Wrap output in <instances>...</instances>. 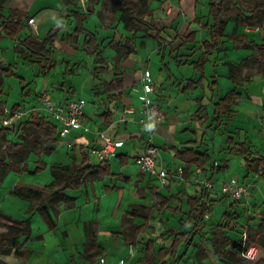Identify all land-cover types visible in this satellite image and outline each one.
<instances>
[{"label": "crops", "instance_id": "1", "mask_svg": "<svg viewBox=\"0 0 264 264\" xmlns=\"http://www.w3.org/2000/svg\"><path fill=\"white\" fill-rule=\"evenodd\" d=\"M36 1L5 0L4 2L5 14H9L12 10L25 12L30 15V21L33 20L34 23L33 25L30 24V21L25 23L27 28L21 33L18 40H11L7 37L2 38L0 42V62L6 67H14L13 63L16 58H18L17 60L20 59L16 48L20 40L26 35L33 34L38 39H43L53 27L61 25L63 26V31L55 41L56 53L60 51L67 55L66 57L72 58L76 48H78L76 44L83 43V41L86 43V38L83 39V36L72 35L75 29V21L70 17V13L74 10H79L81 13L87 15L88 21L92 20L96 26L100 21L102 28L97 27L96 33L90 32L85 26L89 33L96 35L97 40L113 36V30L104 27V24L107 20L109 21V15L114 14L118 19L116 24L122 35L130 37L131 33L134 36L142 33L146 37L144 41L150 43V45L144 47V45H140L141 40L138 39L136 41V48L134 47L131 53L123 59L122 68L125 79V91L122 96L108 97L105 94L103 96H96L99 101H102L100 103L102 112L100 116H97L96 111L87 113L85 108L84 117L81 120L83 125L81 129H73L68 134L61 135L62 126H59L49 116L43 103H40L38 98L37 104L34 103L31 106H28L24 99L23 102L17 100L19 97L15 99L11 97V100L6 103L5 109L8 114L17 111L23 113L18 127L22 123L31 121L34 116L45 117L54 124L56 127L54 135L56 145L51 144L49 146L47 144L45 147L51 150L50 155L52 157L50 160H54L55 163H62L61 165L79 164L82 162L84 156H87L90 165L97 166L101 163L98 152L107 140L122 142V146L117 149L116 154L107 162L111 168L112 176L105 177L102 180H88L87 184L82 188L68 191V196L76 198V206L73 209H67L64 205L59 208L55 229H51L43 219L45 225L48 226V230L44 234L35 236V230H33L31 225L32 236L29 242L24 245V255L21 258L25 260V264H101V260L103 259L107 264H119L121 261H125L127 264L128 258L131 257L129 247H133V245L128 244L124 239V234L129 233L132 227V225H129L132 222L130 221L128 224L125 221V217L137 205L148 208L154 205L160 206L153 194L155 189L162 196L169 199V205L162 208L161 211H154V219L151 220L150 227L147 230H152L151 233L153 232V227L155 226L152 223L156 220L158 214L165 211L170 213L168 216L169 220L167 221V225H169L168 230H179L178 221L181 218V214H176V217H174L172 209L179 208L180 197L195 196L201 189L210 190V201L216 195L224 197L221 191V184L227 181L228 178H221V172L224 171H219V168H216L215 164L219 161L218 159H213L212 156H222L226 154L223 153V150L228 148L240 156L238 148L243 142H247L250 146H254L256 142H259L261 147L258 150L262 152H260L261 154H256L264 156V132L261 129L262 122L264 121L263 117H261L262 112H264V77L261 74V68L257 67L254 71L251 69L247 72L244 71L239 74L238 80H233L229 64L234 66L239 65L252 55V51L235 49L230 42H227L224 47L207 56V64L205 65L206 79L203 80L202 86L197 90L184 91L190 81L199 80L201 74L195 72L193 67L189 65H179L178 60L198 61L205 57L203 43L209 37L208 31L204 26L213 24V19L209 17L211 0H149L148 7L157 27L159 29L165 28L161 34V37L164 39L163 43L166 44L165 46L159 44L154 35H147L144 31L132 32L127 30L124 22L121 20L122 12L114 13L106 10L102 0H71L73 3L71 2L68 7H65L61 0L64 6L55 10L58 14H54L55 19L52 21L45 19L46 14L49 13L48 11H52V7H41L34 15L30 12L35 6ZM246 1L239 0L240 6L247 11H251L256 0ZM166 3H169L170 7L165 13L163 7ZM52 23L54 25H51ZM252 28H258L259 30L262 28L264 31V27L259 26L239 27L235 34L262 44L264 35L251 36L249 30ZM27 30L29 31L27 32ZM234 30L235 23L230 22L226 28L225 35L227 37L232 36ZM192 33H196V36L194 42L190 43L186 39ZM68 37L71 38L72 43L69 42ZM100 41L97 42V47H92L95 49L96 55H100L97 53L98 51L102 52V41L104 40ZM155 45H158L156 50ZM104 56H108L107 51L105 55L103 54ZM147 58L150 64L145 68V63L141 61ZM154 60L155 63H153ZM162 66H165V70L161 68ZM146 70L150 71L156 83L155 93L152 97L159 104L162 103L165 109V121L160 125H155L153 130H150L147 122L145 124L141 122L143 118L140 109L142 107L140 97L142 95V77ZM16 75L18 76L17 73ZM246 77H249L248 80L243 81ZM12 78L18 79L20 81L19 85L22 87L26 86L30 80L24 77L20 78L19 76ZM45 78L47 76L41 80L42 84L46 83ZM10 79L5 78L0 89L5 88L11 94L12 87L8 85L11 82ZM11 83L12 85H17L15 81ZM258 88H262L263 92L256 93ZM233 90L238 93V96L233 102L231 116L229 118L225 116L223 123L220 125L214 123L217 117L214 105ZM76 91L75 98L70 99V97L69 99H65L66 101L63 100V95L60 94L59 98L63 101L60 102L59 99H56L59 101L57 103L67 104L71 101L85 100L84 97L78 96V92L76 93ZM24 94H26V91ZM201 106L207 107V111L202 114L203 118L200 120L197 112ZM108 108H110L114 115V123L107 127L104 125L102 115ZM214 128L219 129L215 136H212L210 135V130ZM244 132L246 133L245 136ZM258 133L261 135L258 136ZM148 141H151L160 151L157 170L165 169L173 176L172 181L167 187L161 186L160 181L156 177L146 172L143 173L141 170L140 159L146 152ZM48 143H53V140ZM186 146L198 148L201 152L207 151L215 165V169L211 171V167L209 166L207 167V171H204L202 168L193 167L190 170V175L185 176L184 163L176 160L173 149L169 150V148ZM62 148L70 149V151L66 150L68 152L66 153L61 150ZM71 151L73 155H71ZM253 151L255 152V146ZM45 155H43L42 160L46 164V169L49 167V164L44 159ZM225 158V162L227 163V160H229L227 159L228 156ZM67 159L68 162H64ZM235 163L237 164V161ZM227 164L229 166V163ZM52 166L54 167L55 165ZM245 167L243 178L248 177L250 179L253 175L261 176L260 173L249 174L246 162ZM199 170L200 172H198ZM179 172L183 173V179L178 178ZM243 178L239 182L248 186L250 193L251 188L247 183L248 179L245 181ZM261 178L263 177L261 176ZM26 180L28 179L24 178V180L16 181L12 190L18 186L43 188L53 182V177L45 185L39 183L29 185L26 183ZM189 180L195 181L199 185L189 183ZM207 181L212 183L213 186L206 188L205 182ZM215 181L217 182L215 183ZM107 187L111 189L106 190ZM140 191L144 195L141 196L139 194ZM22 201L25 202L26 220H30L31 224V217L36 212L31 216L27 215L31 204L28 201ZM235 203L238 202H232V204ZM104 208L106 212H104ZM185 209L183 207V210ZM131 220L134 221L132 224L141 225L143 223L139 218H131ZM89 222L95 223L98 247L95 250L87 251V238L84 228L85 224ZM128 225L130 226L129 230L124 231ZM144 234L140 236L139 244L134 247H140L141 238ZM146 251L154 253V251H148L147 246ZM158 251L152 255V258L147 260V264H149L150 260H153V256H156ZM93 252L98 254L94 259L91 258ZM157 263H159V260L155 257L153 264Z\"/></svg>", "mask_w": 264, "mask_h": 264}, {"label": "trees", "instance_id": "2", "mask_svg": "<svg viewBox=\"0 0 264 264\" xmlns=\"http://www.w3.org/2000/svg\"><path fill=\"white\" fill-rule=\"evenodd\" d=\"M65 7L71 4V0H62ZM5 0H0V42L3 37L11 40H18L19 36L27 28L26 22L30 21V15L25 12L10 11L5 14L3 7ZM106 10L111 12H122L121 20L125 24V28L132 32L144 31L147 35H154L159 44L163 43L161 37L165 28L159 29L149 10V0H102ZM73 3V2H72ZM77 5V3L74 2ZM70 17L75 21V29L72 35L85 36L86 45L90 48L97 47V37L95 34L89 33L85 28L87 15L79 10L71 11ZM209 17L213 19L212 25L204 26L208 31V40L203 43L205 57L198 61H179V65H189L193 67L195 72L201 74V78L197 81H190L185 92L197 90L202 86L205 76V65L207 64V56L213 54L219 48L224 47L230 42L235 49H246L252 51V55L242 61L239 65L229 64L231 78L238 80L239 74L248 70L261 68V74L264 77V40L262 44H258L243 36L235 34L239 27H264V0H256L251 11H247L240 6L239 0H211L209 5ZM230 22L235 23V30L232 36L225 35L226 28ZM63 26L53 27L43 39H38L33 34L26 35L20 40L16 48L18 57L25 63L39 66V72L46 77L55 67V41L59 38ZM70 36V35H69ZM196 33L190 34L186 39L188 42H194ZM228 39V40H226ZM97 53L100 54V51ZM123 59H117L111 71L109 68H103L95 63L96 68L93 70V77L100 79V76H106L114 73L110 80L103 82V94L108 97L122 96L125 91V79L123 73ZM152 76V75H151ZM236 76V77H235ZM18 77L12 66H4L0 62V86L3 85L5 78ZM249 77L244 78L247 81ZM154 80V79H153ZM155 82V81H154ZM156 86V83H155ZM70 93H75L71 90ZM238 93L233 90L223 99L214 105L215 115L217 116L214 123L222 124L223 118H228L232 114V106ZM68 104V103H67ZM16 109V108H15ZM207 111V107L201 106L197 112L200 120L202 114ZM20 112V111H19ZM14 113L8 114L3 102L0 101V188L10 173L23 174L29 172L28 163L31 157L37 158V167L33 172L38 174L43 171L46 164L43 162V155L51 154V150L47 149L43 143L52 141L56 133L54 124L45 117L34 116L31 121L22 123L18 128H6L2 122L6 118H10ZM104 125L110 126L114 123V115L110 108L102 115ZM19 135V140H13V137ZM12 137V138H11ZM254 146H250L247 142L241 143L238 153L245 159L247 171L249 174H258L264 178V156H258L253 151ZM174 151V158L181 161L185 165L184 175H190L193 167L202 168L207 171V167H211V171L215 169V165L207 151L201 152L194 147L169 148ZM168 150V149H167ZM53 182L43 188H34L28 186H18L11 191V195L30 202L27 215L39 213L51 229L57 226V217L59 208L64 205L67 209H73L76 206V198L68 196L67 192L82 188L87 181L102 180L105 177L112 176L111 168L107 163L101 162L97 166L90 165L88 157L84 156L79 164L59 165L52 167L51 170ZM111 188H106L109 190ZM142 196L143 192H139ZM154 196L160 206L154 205L151 208L145 206H134L125 217V221L130 222L134 218L143 221L141 225L132 224L129 233L124 234L125 241L130 245H138L139 238L150 227L151 220L154 219V211H161L162 208L168 207L169 199L158 193L157 189L153 191ZM228 196L219 200L223 202ZM180 205L177 209H172L174 217L181 214L178 223L181 230H167L163 232L156 241H150L147 245L148 251H154L157 243L163 245L159 249L153 260L158 259L159 264H180L183 255L188 248L193 247L194 241L202 235L203 230L207 227V216L212 213L211 192L208 189H201L195 196L180 197ZM210 201V202H209ZM234 206V204L232 205ZM183 207L186 209L183 210ZM131 217V218H130ZM0 220L4 224H0L5 228L0 232V254L9 256H22L23 247L32 236V227L30 220L21 221L5 214L0 210ZM220 228L235 232L236 225L229 221ZM85 235L87 238V251L95 250L98 247L97 229L94 222L85 224ZM170 242L169 246H165ZM212 248L225 264H233L250 248H258L264 251V211L260 213V223L257 227L248 226L245 229L243 238L238 241L232 236L223 232H214V238L211 240ZM228 248H230L228 250ZM184 249V252L182 250ZM97 253H92L91 258H96ZM153 260L149 264H153ZM206 260V251L199 246L194 264H204ZM0 264H5L0 261Z\"/></svg>", "mask_w": 264, "mask_h": 264}, {"label": "rangeland", "instance_id": "3", "mask_svg": "<svg viewBox=\"0 0 264 264\" xmlns=\"http://www.w3.org/2000/svg\"><path fill=\"white\" fill-rule=\"evenodd\" d=\"M252 0H247L246 2H249ZM35 6L33 9H31V13L34 15L41 7L48 6L52 7V11H48L49 13L46 14L45 19L48 21H52L55 19L54 14H58L57 8H62L64 5L61 2V0H37L35 2ZM248 6V5H247ZM170 7L169 3L165 4L163 7V11L165 13L167 12V9ZM54 9V11H53ZM106 12V11H105ZM110 14V13H109ZM109 21L104 24V27H107L109 29L113 30L112 35L106 39H100L102 41V52H100V55H96L94 52L95 49L88 47L85 42L83 43H77L76 45L78 48L75 50L74 56L66 57L67 55L63 54V52L57 51L55 53V67L53 70L47 75V78H45L46 83H41V80L44 78L39 72V66L38 65H32L30 63L26 64L21 59L14 61V71L18 74L20 78H28L29 83L26 84V86L22 87L19 85V80L15 78H11V82L15 81L17 82V85H12L10 82L8 85L12 87L11 94L3 88L0 89V101L3 102L4 107L6 103H8L12 99H15L16 97H19L17 100H21L23 102V99L25 100V103H27L28 106H31L32 104H37V98L40 103L41 97L44 93L51 96V99L54 103L58 104L59 102L56 99H59L60 102H62L65 99H74L75 93H70L71 90L78 89L76 93L78 92V96H82L87 101V107L86 112L90 113L91 111H96L97 116H100V113L102 112L101 102L99 101L96 96L102 95L103 96V82L110 80L114 73L108 77L106 76H100V79L94 78L92 71L96 67L95 62L97 64H100L103 68H109L111 71H113L115 62L117 59H124L127 55L131 53V50L136 48V41L139 39L141 40L140 45H144V47H147V45H150V43L145 42L144 40L146 37L141 33L134 36L132 33L130 37H125L120 33L118 30L117 22L118 19L115 17L114 14L109 15ZM50 17V19H48ZM115 22V23H114ZM54 23V22H53ZM51 25H54V24ZM86 28L89 29L90 32L96 33V28L101 27L100 21L99 26L94 24V22L91 20L88 21V18L85 21ZM108 24V25H107ZM114 26V27H113ZM102 28V27H101ZM29 30H27L28 32ZM250 31L251 36H263V29L260 28H252ZM85 36H83V39ZM69 42H71V38H69ZM100 40H97L99 42ZM100 41V42H101ZM72 43V42H71ZM156 46V45H155ZM158 46V45H157ZM157 46L155 50L157 49ZM107 51L108 56H104L105 52ZM235 52V51H234ZM245 52V51H243ZM240 54V52H238ZM142 63H145V68L147 65L150 64V61L147 59H143L141 61ZM71 63V64H70ZM155 63V60L153 61ZM144 68V67H143ZM163 70H165V66H162ZM26 87V88H25ZM258 87V86H257ZM24 90V91H23ZM26 91V94L24 92ZM263 92L262 88H258L256 93ZM63 95V100L61 101V98H59V95ZM256 94V95H258ZM67 96V98H66ZM211 97V94H210ZM66 101V100H65ZM112 105V103H111ZM163 111L164 106H162V103L160 104ZM142 112V123H146L143 109L140 108ZM19 112V111H17ZM99 112V113H98ZM165 113V112H164ZM99 114V115H98ZM264 119V112L261 114ZM150 126V130H153V127L156 125H160L157 123H148ZM211 128V127H210ZM219 128H214L213 130H210V135L216 134L217 130ZM262 129V126H261ZM245 136V132L243 133ZM261 135L258 133V136ZM12 138V137H11ZM19 135L13 137V140L18 141ZM53 143H43L46 144L44 146L56 145L55 138L52 139ZM234 140V139H233ZM254 140V138H253ZM258 140V139H257ZM256 141V140H255ZM154 145L151 143V141L147 142L146 150L151 146ZM255 153L259 154L262 152L260 149V143H255ZM257 147V148H256ZM205 149V148H204ZM62 151L68 153L70 149L62 148ZM68 150V152L66 151ZM72 153V151H71ZM70 153V154H71ZM222 156L213 157V159H218L219 162H217L216 168H219V171L221 172V178H228L231 179V177H235L238 180H242V178L245 175V159L243 157L240 158L236 154L235 151L232 149H226L223 150ZM261 154V153H260ZM73 155V153L71 154ZM226 156H228L227 163L225 162ZM52 156L51 155H45L44 159L49 164V167L44 169L38 174H34L32 171L36 170L37 167V158L32 157L28 164L29 172L18 174V173H10L7 178L5 179L2 187L0 188V209L5 212L7 215H11L15 219L18 220H26L27 216L25 215V209H24V201L17 199L16 197L11 195V190L16 181L19 180H26L27 184H47L49 181L52 180L51 176V170L52 165H61L62 163H55L54 160H50ZM237 161V164L235 163ZM64 162H68V159ZM30 167V168H29ZM228 169V170H227ZM144 173V171H142ZM226 172V174H224ZM248 177L243 178V180L247 181ZM197 181V180H196ZM189 183L196 184L195 181L189 180ZM198 182V181H197ZM217 181H215L216 183ZM247 183L249 184L251 190L249 193V196L244 201H239L238 203H235L234 207L232 208V202L230 198H226L224 202H221L223 197L222 195H216L215 197H212V201L210 202L213 204V211L211 214L207 216V227L203 230L202 235L198 237L194 241V245L191 248H188L185 251V254L183 255V259L181 260L180 264H194L196 261V254L198 253L199 246H202L204 250L206 251V260L204 261V264H225L223 263L221 258L215 253L214 249L212 248V242L211 240L214 238V232H223L225 234H228L235 238L236 240L240 241L243 238L244 232L246 227L248 226H255L257 227L260 223V213L264 211V179L261 178V176L253 175L248 179ZM230 199V200H229ZM105 204V203H104ZM104 212H106L104 208ZM170 213L165 211L164 213L158 214L156 217V220L152 223L155 227L153 232L152 230H147L146 234H144L141 238L140 247H134L133 246V252L131 254V257L128 258L127 264H147V260L152 258V255L155 254L163 245L158 244L155 247L154 253H148L146 251V246L149 242V240L156 241L162 232H166L168 230L167 221L168 216ZM31 216V215H30ZM162 216V217H161ZM230 222L233 225H236L237 230L235 232L224 230L220 228V225H224L226 222ZM132 223L134 221H131ZM128 223V222H127ZM129 224L130 226L132 225ZM0 224H4L3 220H0ZM126 224V223H125ZM31 225L33 227V230H35V236H38L39 234H44L48 230V226L45 225V222L43 221V218L40 214L35 213L34 216L31 217ZM63 225V224H62ZM61 225V226H62ZM127 226L124 231L129 230L130 226ZM60 226V227H61ZM62 228V227H61ZM5 228L0 226V232H3ZM180 230V228H179ZM170 242H168L165 246H169ZM255 248V247H254ZM230 248H228L229 250ZM129 250L131 251V246L129 247ZM184 252V249L181 253ZM251 259H248L246 257H240L237 262H233V264H264V251L259 250L258 248H255L251 251L250 255ZM0 261L4 262L5 264H25V260L21 258L20 256H16L14 254L5 256L0 254ZM20 262V263H19ZM144 262V263H143ZM126 264V262H125ZM159 264V263H157Z\"/></svg>", "mask_w": 264, "mask_h": 264}, {"label": "built area", "instance_id": "4", "mask_svg": "<svg viewBox=\"0 0 264 264\" xmlns=\"http://www.w3.org/2000/svg\"><path fill=\"white\" fill-rule=\"evenodd\" d=\"M30 24H34L33 20ZM155 93V82L151 76L150 71L146 70L142 77V95L140 97L141 106L143 109L144 117L148 123L161 124L165 121V113L161 105L156 102L152 95ZM41 101L44 105L46 112L49 116L55 120V122L62 126L61 135L68 134L73 129H81L82 118L84 117V111L86 108V101L83 99L71 101L68 104H56L52 101L51 96L44 93L41 97ZM23 117L22 112L14 113L10 118L3 120L2 125L6 128H17ZM262 131L264 132V121L262 122ZM122 146V142L116 140H107L104 146L98 152V157L101 162L107 163L111 157L116 154L119 147ZM160 157V151L155 145H151L140 159L141 170L156 177L161 186L167 187L173 179L171 173L165 169L157 170L158 160ZM217 165V164H216ZM200 172V170L198 171ZM182 172L178 173V178L183 179ZM212 183L205 182V187H212ZM221 191L225 196H228L233 201L246 200L249 196V187L241 184L238 179L232 178L221 184ZM255 248H250L244 257L251 259V251ZM131 254L133 247L131 246ZM101 264H107L103 259ZM119 264H125V261L119 262Z\"/></svg>", "mask_w": 264, "mask_h": 264}]
</instances>
